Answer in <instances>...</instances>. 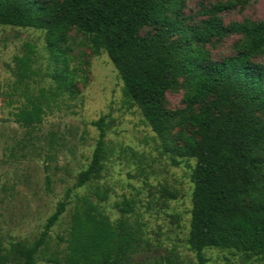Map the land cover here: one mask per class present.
Returning <instances> with one entry per match:
<instances>
[{"label": "trees", "instance_id": "16d2710c", "mask_svg": "<svg viewBox=\"0 0 264 264\" xmlns=\"http://www.w3.org/2000/svg\"><path fill=\"white\" fill-rule=\"evenodd\" d=\"M249 2H201L195 20L185 12L186 0H0V26L43 31L54 66L52 88L34 94L35 48L26 44L24 55L16 57L14 92L22 102L15 117L24 128L41 124L51 102L76 96L73 39L80 35L94 55L107 53L125 99L140 108L162 152L175 165L177 159L196 160L186 240L195 264H208V249L264 259V19L227 24L223 16ZM232 35L240 37L233 53L215 60L208 47ZM179 90L183 107L172 110L167 94ZM92 125L99 138L89 166L32 244L0 242V264H36L72 191L101 176L111 124L103 116ZM95 194L100 202L109 195L100 189ZM116 207L121 216L113 221L90 196L77 198L63 264H145L134 260L144 238L141 226L128 219L133 202Z\"/></svg>", "mask_w": 264, "mask_h": 264}, {"label": "rangeland", "instance_id": "374dc122", "mask_svg": "<svg viewBox=\"0 0 264 264\" xmlns=\"http://www.w3.org/2000/svg\"><path fill=\"white\" fill-rule=\"evenodd\" d=\"M227 0H186L185 12L195 20L199 4ZM225 22L264 19V0H250L248 5L223 14ZM44 32L30 28L0 26V242L10 247L17 242L32 244L47 219L54 213L68 189L74 187L79 173L93 157L99 130L92 122L106 116L111 125L106 137V159L99 178L74 189L67 211L52 228L49 240L37 255L36 264H63L69 238L71 215L77 198L90 196L101 210L115 221L121 214L117 203L133 202L128 219L141 226L144 246L134 257L145 264H167L168 258L179 264H195V253L187 237L192 217L191 179L196 160L177 159L162 152L160 140L146 123L140 108L123 95V81L107 53L94 55L82 36L74 35L75 66L80 78L74 98L65 94L49 107L43 122L32 131L17 122L15 113L21 105L14 92L16 57L26 52V44L35 48L33 93L52 88ZM240 40L232 35L209 46L215 60L233 53ZM264 62V57L261 59ZM183 91L169 92L167 106L183 107ZM97 189L108 191L100 202ZM177 193L176 199L167 192ZM208 264H264V259L234 251L208 249Z\"/></svg>", "mask_w": 264, "mask_h": 264}]
</instances>
